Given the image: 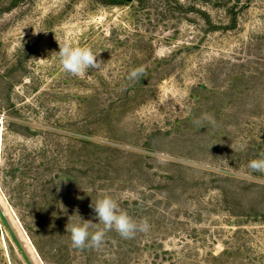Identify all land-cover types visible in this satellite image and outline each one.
Returning <instances> with one entry per match:
<instances>
[{"label": "rangeland", "instance_id": "obj_1", "mask_svg": "<svg viewBox=\"0 0 264 264\" xmlns=\"http://www.w3.org/2000/svg\"><path fill=\"white\" fill-rule=\"evenodd\" d=\"M261 152L264 0H0V264H264ZM104 195L150 230L74 249Z\"/></svg>", "mask_w": 264, "mask_h": 264}, {"label": "clouds", "instance_id": "obj_2", "mask_svg": "<svg viewBox=\"0 0 264 264\" xmlns=\"http://www.w3.org/2000/svg\"><path fill=\"white\" fill-rule=\"evenodd\" d=\"M40 32L41 30H34L33 35H38ZM57 43L59 52L56 54L64 72L74 77H84L89 69H100L103 61L98 60V57L101 52H94L87 46H74L68 40H57ZM144 72L143 67L135 68L129 73L128 79L135 81L143 76ZM211 122L215 123L214 120ZM247 167L252 172L264 173V152L259 154V158L250 160ZM89 207L94 211V219L98 220V223L84 220L78 214H74L80 218L79 222L72 223V215L69 216L65 226V231L70 234L71 246L74 249H99L112 231H115L122 239L128 240L133 239L138 232L147 233L150 230L147 219L137 221L120 207L116 199L109 195H104L95 201L92 200Z\"/></svg>", "mask_w": 264, "mask_h": 264}, {"label": "trees", "instance_id": "obj_3", "mask_svg": "<svg viewBox=\"0 0 264 264\" xmlns=\"http://www.w3.org/2000/svg\"><path fill=\"white\" fill-rule=\"evenodd\" d=\"M231 9V8H230ZM232 11L234 10L233 8L231 9ZM230 14H231V12H230ZM22 219V218H21ZM22 221H23V223H24V220L22 219ZM23 226H24V224H23ZM25 227V229L28 231V233H30V230L26 227V226H24ZM30 235H31V233H30ZM31 239H32V241L34 242V245L36 246V248H37V250H39V253H41L42 254V252H41V250H40V247H39V245H38V243H36L35 241H34V238H33V236L31 235Z\"/></svg>", "mask_w": 264, "mask_h": 264}]
</instances>
